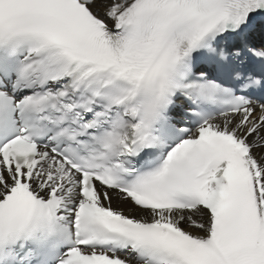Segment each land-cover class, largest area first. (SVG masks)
I'll return each instance as SVG.
<instances>
[{"label":"snow or ice","instance_id":"6c2138e0","mask_svg":"<svg viewBox=\"0 0 264 264\" xmlns=\"http://www.w3.org/2000/svg\"><path fill=\"white\" fill-rule=\"evenodd\" d=\"M0 264H264V0H0Z\"/></svg>","mask_w":264,"mask_h":264}]
</instances>
